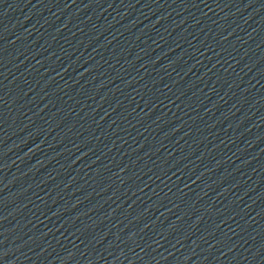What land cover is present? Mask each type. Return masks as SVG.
<instances>
[{"label": "water", "instance_id": "obj_1", "mask_svg": "<svg viewBox=\"0 0 264 264\" xmlns=\"http://www.w3.org/2000/svg\"><path fill=\"white\" fill-rule=\"evenodd\" d=\"M0 264H264V0H0Z\"/></svg>", "mask_w": 264, "mask_h": 264}]
</instances>
